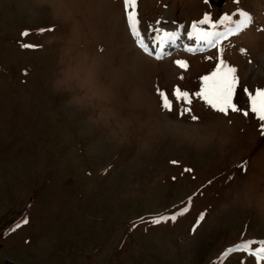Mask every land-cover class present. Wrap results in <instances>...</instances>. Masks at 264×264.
<instances>
[{"label": "rangeland", "instance_id": "1", "mask_svg": "<svg viewBox=\"0 0 264 264\" xmlns=\"http://www.w3.org/2000/svg\"><path fill=\"white\" fill-rule=\"evenodd\" d=\"M136 11L144 44L168 47L167 31L181 47L142 51L123 0H0V264H264L236 250L264 241V121L244 91L264 90V0ZM242 14L246 28L194 55L193 24L221 34ZM221 61L238 70L247 117L198 95ZM176 87L198 121L175 101L162 110L159 91L174 100Z\"/></svg>", "mask_w": 264, "mask_h": 264}, {"label": "snow or ice", "instance_id": "2", "mask_svg": "<svg viewBox=\"0 0 264 264\" xmlns=\"http://www.w3.org/2000/svg\"><path fill=\"white\" fill-rule=\"evenodd\" d=\"M207 2V0H205ZM124 7L126 10L127 23L129 29L134 37L139 41V46L145 52H148L147 45L144 44L142 40H140V32H139V14L136 11L138 8V0H123ZM243 15V20L240 24L236 26L235 31L239 32L240 30L246 28L250 23V17L246 14ZM229 20L228 17L224 18V22ZM199 24L208 25L211 28L215 29L216 25L211 22L209 16L205 15L204 18L199 21ZM26 35V33H25ZM220 35L219 32L206 31L203 28L199 27L197 24L192 25V33L191 36L195 37L198 41L204 42L210 47H215V40ZM179 38V34L176 32H163L162 36L157 38V42L159 44H165L170 41H175ZM24 47H31L30 45H24ZM243 54H247L246 50H242ZM151 55V53H148ZM158 59L160 57H157ZM178 68L182 70L188 69V63L186 61H176L175 62ZM237 68L235 66L227 65L223 61L220 62V67L210 76H205L203 78V91L199 93V97L203 99V101L216 113L222 114L224 116H229L230 113H240L243 116L247 117L249 115V111L243 110L237 106L233 102V97L236 94L237 85L239 83V77L237 75ZM183 79V77H180ZM247 93L248 99L250 101V111L255 114L260 121H264V90L257 89L253 94L252 91L248 89H244ZM159 96L161 99V108L163 111L171 113L174 111V101L177 104L183 105L177 111L178 114L182 117L184 115H189V118L193 121H198L200 118L191 114L192 97L189 95L187 91H183L179 87H176L171 94L174 98L170 99L168 93L164 91H159ZM175 164L176 161H173ZM244 170H247V165H244ZM185 171H191V169H185ZM184 212H181L180 215H183ZM204 215L201 214L198 217V220L202 222L204 220ZM175 222L177 220V216L174 214L170 217H160L152 223L160 224L166 223L168 221ZM24 224L28 223L27 219L23 220ZM19 227V225H18ZM195 232V227L192 229ZM258 245V250L253 249L252 245ZM237 251H245L249 252L252 256L256 257L257 260H264V241H251L244 242L240 245ZM231 251V250H230Z\"/></svg>", "mask_w": 264, "mask_h": 264}, {"label": "bare ground", "instance_id": "3", "mask_svg": "<svg viewBox=\"0 0 264 264\" xmlns=\"http://www.w3.org/2000/svg\"><path fill=\"white\" fill-rule=\"evenodd\" d=\"M146 45V44H145ZM149 50V49H148Z\"/></svg>", "mask_w": 264, "mask_h": 264}]
</instances>
